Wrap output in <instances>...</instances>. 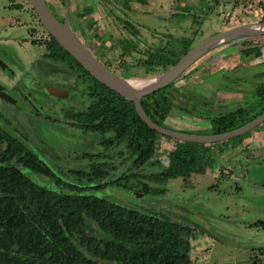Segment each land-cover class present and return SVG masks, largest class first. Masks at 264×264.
Listing matches in <instances>:
<instances>
[{
  "label": "rangeland",
  "instance_id": "rangeland-1",
  "mask_svg": "<svg viewBox=\"0 0 264 264\" xmlns=\"http://www.w3.org/2000/svg\"><path fill=\"white\" fill-rule=\"evenodd\" d=\"M45 1L100 62L116 75L126 70L137 74L133 78L137 80L165 72L145 71L147 51L165 49L180 59L179 41L191 40L193 48L225 30L264 23V0ZM125 21L138 31L136 36L125 28ZM125 40L137 44L130 55H122ZM49 41L30 0H0V44L8 46L0 49L4 63L0 85L7 97H0V148H6L2 133H8L54 169L87 170L91 164L106 163L108 176L100 184L137 173L122 146L106 148L92 133L71 125L65 115L92 104L87 95L92 83L46 62L43 55ZM250 49H259L260 55ZM263 83L264 36L228 40L205 53L165 90L173 103L165 125L196 135L209 131L216 118L237 110L252 116L263 101L256 93ZM174 141L160 140L157 163L147 166V174L166 167ZM218 146L228 151L221 164L204 174L167 183L137 175L128 180L129 190L107 184L94 192L125 207L189 225L195 237L190 256L196 264H262L264 122ZM88 153L106 156L91 162ZM144 183L155 193L145 191Z\"/></svg>",
  "mask_w": 264,
  "mask_h": 264
},
{
  "label": "trees",
  "instance_id": "trees-1",
  "mask_svg": "<svg viewBox=\"0 0 264 264\" xmlns=\"http://www.w3.org/2000/svg\"><path fill=\"white\" fill-rule=\"evenodd\" d=\"M122 1L129 4L132 0ZM124 26L135 36L138 33L126 21ZM125 41L122 55H130L137 44ZM178 44L183 57L191 49V40ZM255 51L260 55L259 49ZM145 53L148 73L164 72L179 60L165 49ZM43 57L92 83L87 93L92 104L65 115L71 125L75 124L84 134L92 133L106 148L122 146L131 167L138 172L121 174L112 182L100 184L108 176L103 168L106 163L91 164L87 170L54 169L13 135L2 133L6 148H0V264H196L190 256L195 237L189 225L170 221L157 212L125 207L94 191L107 184L129 190L128 180L137 175L154 183H167L204 174L221 164L218 162L228 149L218 145L229 140L213 144L175 140L167 154L166 167L156 174H147V166L157 163L154 158L160 140L172 139L150 129L132 102L93 79L52 37ZM119 76L138 77L128 70ZM172 86L141 100L148 118L169 130L172 129L165 125V120L173 103L164 92ZM256 93L263 100L255 108L256 114L250 116L242 109L237 110L216 118L209 131L196 135L228 133L258 118L264 113V83ZM185 111L191 113L186 108ZM106 134L110 137L106 138ZM85 155L91 162L106 156ZM143 187L147 192L156 191L145 183Z\"/></svg>",
  "mask_w": 264,
  "mask_h": 264
},
{
  "label": "water",
  "instance_id": "water-1",
  "mask_svg": "<svg viewBox=\"0 0 264 264\" xmlns=\"http://www.w3.org/2000/svg\"><path fill=\"white\" fill-rule=\"evenodd\" d=\"M30 2L40 24L50 37H52L93 79L129 102H132L140 119L150 129L156 131L160 135L180 142L212 144L242 136L264 122L263 113L243 127L228 133L218 135H192L172 131L155 124L148 118L141 105L142 98L172 84L187 69H189L194 62L216 46H219L228 40L264 36V30L255 28L256 25H264V23L234 27L206 38L201 43L191 48L174 66L170 67L162 75L156 77V79L147 86L140 89L130 82V78L116 75L102 64L80 42L74 32L69 28L67 21L61 22L56 16H54L46 5L45 0H30ZM0 96H3V94L0 93Z\"/></svg>",
  "mask_w": 264,
  "mask_h": 264
},
{
  "label": "bare ground",
  "instance_id": "bare-ground-1",
  "mask_svg": "<svg viewBox=\"0 0 264 264\" xmlns=\"http://www.w3.org/2000/svg\"><path fill=\"white\" fill-rule=\"evenodd\" d=\"M255 28L259 29V30H264V25H256ZM156 78H151L148 80H137V79H131L130 82L132 84H134L137 88H144L145 86H147L149 83H151L152 81H154Z\"/></svg>",
  "mask_w": 264,
  "mask_h": 264
},
{
  "label": "flooded vegetation",
  "instance_id": "flooded-vegetation-1",
  "mask_svg": "<svg viewBox=\"0 0 264 264\" xmlns=\"http://www.w3.org/2000/svg\"><path fill=\"white\" fill-rule=\"evenodd\" d=\"M46 2V1H45ZM47 5V4H46ZM49 8V7H48ZM50 10V9H49ZM52 12V11H51ZM53 13V12H52ZM54 16H56V15H54ZM56 17H58V16H56ZM80 42H81V40H80ZM82 43V42H81ZM83 44V43H82ZM84 45V44H83ZM88 50H89V47L88 46H86V45H84ZM90 51V50H89ZM91 52V51H90ZM44 58V57H43ZM45 59V58H44ZM45 61L46 62H50V63H53V62H51L50 60H48V59H45ZM102 63V62H101ZM103 64V63H102ZM54 65H56V66H60V65H58V64H54ZM108 69H109V67H108ZM3 88H2V86L0 85V93H2L3 94V96H0L1 98H3V99H7V97L5 96V93H3L4 91L2 90ZM48 92H51L52 91V88H48V89H46ZM45 91V90H44Z\"/></svg>",
  "mask_w": 264,
  "mask_h": 264
},
{
  "label": "crops",
  "instance_id": "crops-1",
  "mask_svg": "<svg viewBox=\"0 0 264 264\" xmlns=\"http://www.w3.org/2000/svg\"><path fill=\"white\" fill-rule=\"evenodd\" d=\"M5 47H8L7 45L6 46H1V44H0V49H3V48H5ZM9 47H11V46H9ZM0 64H4V63H0ZM1 66V65H0ZM1 69V68H0Z\"/></svg>",
  "mask_w": 264,
  "mask_h": 264
}]
</instances>
